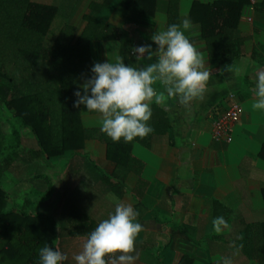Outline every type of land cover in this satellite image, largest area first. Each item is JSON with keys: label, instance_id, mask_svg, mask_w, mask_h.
Masks as SVG:
<instances>
[{"label": "crops", "instance_id": "obj_1", "mask_svg": "<svg viewBox=\"0 0 264 264\" xmlns=\"http://www.w3.org/2000/svg\"><path fill=\"white\" fill-rule=\"evenodd\" d=\"M35 1L52 4L55 0ZM69 1L68 13L61 14L60 10L59 15L60 19L62 15L69 18H57L54 34L61 26L67 25L74 29L75 39L84 26V18L91 17L114 26L130 38L134 46H139L151 43L154 32L166 25L168 2L178 3V15L182 21L188 18L191 3L197 0H158L161 10L151 23L144 26L125 22L120 14V0H110L98 12L92 11L91 6L101 0ZM262 1L256 0V4ZM256 25L259 32L254 29ZM237 31L248 38L242 56L232 63L210 68L211 78L203 100L188 108L174 100L160 106L172 126V134L155 138L150 151L139 154L146 163L144 180L156 182L155 188L149 186L150 193L145 192L142 198L136 197L140 178L132 173L125 178L121 198L110 192L103 183V176L114 175L116 166L107 161L106 147L97 141H86L79 151L80 156L74 158L73 153L66 152L60 159L40 158L33 162L35 167H39L40 162L45 163L44 171L40 174L33 172L28 182L15 181L10 192L20 194L24 190L21 184L26 182L37 193L47 191L51 200L57 193L55 204L43 213L55 222L66 207V204H58L66 196L64 190L69 194H84L82 202V199L78 202L68 195L67 205L79 209L96 226L114 212L117 203L132 204L139 211L138 222L143 226L135 241V264H219L225 256H232L233 264H255L244 255L239 241L246 238V227L264 223V111L252 108L254 96L249 90L255 72L264 69V14L249 7V16L240 19ZM155 87L160 89L159 85ZM233 104L240 106V116L231 132L232 140L214 139V120ZM84 110L81 105L82 127L100 129L97 116ZM4 125L0 123L1 138ZM33 141L35 143L34 138ZM24 159L22 153L16 159V168L13 169V162L6 169L3 177L6 182L8 177L26 172ZM45 160L54 162L49 165ZM89 162L96 168L87 167ZM38 177L43 182H32ZM41 184V189L36 187ZM9 193H6L8 197ZM218 216L224 217L229 226L219 234L212 227L213 218ZM85 240V237L64 233L59 247L63 241L78 242L83 246ZM81 250L82 247L73 249V255Z\"/></svg>", "mask_w": 264, "mask_h": 264}, {"label": "trees", "instance_id": "obj_2", "mask_svg": "<svg viewBox=\"0 0 264 264\" xmlns=\"http://www.w3.org/2000/svg\"><path fill=\"white\" fill-rule=\"evenodd\" d=\"M109 3L94 2L91 10L98 12ZM119 8L126 23L139 26L151 23L161 10L158 0H120ZM60 10L54 4L35 0H0V108L12 112L35 140L36 150L26 153L24 164L40 158L60 159L66 152L73 153L74 158L80 156L86 141H97L105 145L107 161L116 166L114 175L103 176L105 186L121 198L125 178L132 173L140 178L135 195L142 198L156 182L144 180L146 163L139 154L149 152L155 138L171 135L172 126L165 111L153 104L148 123L154 131L144 139L114 143L100 129L82 127L81 106L77 109L73 105L74 91L91 75L96 62L115 61L122 56L126 64L134 63V44L114 26L91 17L84 18L75 39L74 29L67 25L54 34ZM178 10V3L168 2V21L163 28L159 26L160 30L181 22ZM254 10L264 14V0ZM248 16V0L191 3L188 19L193 27L186 34L207 60V67L223 66L242 56L248 38L239 35L237 27L240 19ZM254 29L260 31L257 25ZM13 136L15 144L8 147L0 136V183L6 169L19 157L16 151L21 148L20 137L15 131ZM7 149L16 151L1 160ZM87 167L96 165L89 162ZM5 205L6 195L0 190V264H37L39 249L45 244L60 250L62 234L87 238L96 227L70 204L63 208L58 222L47 214L33 216L5 210ZM244 235L246 238L239 241L244 255L251 263L264 264V223L246 227Z\"/></svg>", "mask_w": 264, "mask_h": 264}, {"label": "clouds", "instance_id": "obj_3", "mask_svg": "<svg viewBox=\"0 0 264 264\" xmlns=\"http://www.w3.org/2000/svg\"><path fill=\"white\" fill-rule=\"evenodd\" d=\"M192 27V21L184 18L157 29L151 43L133 46L134 63L126 64L122 56L94 63L91 75L73 93L74 107L83 105L84 112L97 116L101 132L114 143H130L154 131L148 123L153 104L166 106L174 100L188 108L203 100L211 69L186 34ZM249 90L254 96L252 108L264 111V69L255 72ZM138 217L139 211L132 204L117 203L114 212L88 233L82 250L73 256L75 264H135V241L143 231ZM212 227L219 234L229 226L218 216L213 218ZM67 261L66 253L47 244L39 249L37 264ZM219 264H233L232 256L222 257Z\"/></svg>", "mask_w": 264, "mask_h": 264}, {"label": "rangeland", "instance_id": "obj_4", "mask_svg": "<svg viewBox=\"0 0 264 264\" xmlns=\"http://www.w3.org/2000/svg\"><path fill=\"white\" fill-rule=\"evenodd\" d=\"M69 0H55L52 2V4L56 5L59 7V9H61V14L64 13H68L67 9L69 7ZM65 18H69V16H63L61 17V19H65ZM60 19V17H59ZM60 19V20H61ZM58 20V19H57ZM59 25H56V27H58ZM55 28V27H54ZM0 123L5 124V128H3V130H1V135L3 136V139H5V145L8 146H13L15 144V138L13 136V131L19 133L21 135L22 141L20 139L21 142H23V145L21 148H19L17 151L13 150V149H7L4 151V153L1 156V160L3 157L6 156H10L13 152H17L19 153V156L22 155H26V153L30 150H33L36 148V144L33 141V138L31 136V133L28 129H23L19 120L16 119L13 115L12 112L7 111V110H3L0 108ZM32 138V139H31ZM9 150V151H8ZM46 161V160H45ZM54 162V160L52 161H46V163H48L49 165L52 164ZM41 164H39L38 166H34L33 163H25L24 166L26 168V172L22 173V174H18L15 175L14 177H8V181L6 182V178L3 179L0 183V190L4 191L5 195L6 193L8 194L11 190H13V185L16 181L18 180H22V181H27L29 179H32L30 176H32L31 174H33V172H36L37 174H40L44 171V164L43 162H40ZM14 165L17 164L16 160L13 163ZM21 164V163H20ZM19 164V165H20ZM13 167V166H12ZM16 168V165L13 167V169ZM34 168H36L34 170ZM43 182L42 178L38 177L36 179H34L32 182H35L37 184H39V182ZM24 188V190L18 194L16 192H10L9 193V197L6 195V205H5V210H10V211H14V212H26L29 215H40L43 213H47L49 210V206L52 204H55V198L58 196H56L55 193L52 196V200L48 195V192H44V193H37L34 189V187H31L29 185V183H22L21 184ZM26 185V186H25ZM18 186V185H17ZM25 186V187H24ZM55 186V185H54ZM36 187L40 188L43 187L42 184L41 185H37ZM41 189V188H40ZM38 189L39 192H42V190ZM83 192L85 193V189L83 190ZM64 194L66 195L64 197V200L59 201L58 204H66L67 206V200L68 199V195H70V197L73 196L74 199L78 200L82 199V195L84 196L83 193H72L69 194L67 192V190H64ZM64 196V195H63ZM67 197V198H66ZM84 198V197H83ZM58 199V198H56ZM73 199V200H74ZM52 201V202H51ZM83 201V199L81 200V202ZM64 236V235H63ZM67 242V241H65ZM64 241L61 243L60 245V250L62 252H65L68 256V264H74V260H73V249H78L81 246L80 243L78 242H68L65 243ZM77 243V244H76ZM76 247V248H75Z\"/></svg>", "mask_w": 264, "mask_h": 264}, {"label": "built area", "instance_id": "obj_5", "mask_svg": "<svg viewBox=\"0 0 264 264\" xmlns=\"http://www.w3.org/2000/svg\"><path fill=\"white\" fill-rule=\"evenodd\" d=\"M250 9L256 5V0H248ZM231 98L233 96H230ZM240 116V106L238 104L231 105L228 110L218 116L213 122V138L229 142L231 140V132L238 123Z\"/></svg>", "mask_w": 264, "mask_h": 264}]
</instances>
